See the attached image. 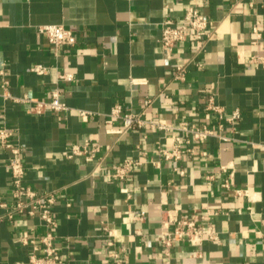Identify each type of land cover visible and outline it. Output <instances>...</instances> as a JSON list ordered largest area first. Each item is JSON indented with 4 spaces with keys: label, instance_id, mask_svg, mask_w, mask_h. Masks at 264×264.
Listing matches in <instances>:
<instances>
[{
    "label": "crops",
    "instance_id": "0c3cea01",
    "mask_svg": "<svg viewBox=\"0 0 264 264\" xmlns=\"http://www.w3.org/2000/svg\"><path fill=\"white\" fill-rule=\"evenodd\" d=\"M190 3L0 0V126L14 127L20 136L25 182L40 193H56L55 244L69 264H114L110 252L123 264H264V148L255 145L264 143V69L250 63L264 45V0H197L215 21L212 35L204 50L185 41L169 57L159 41L161 22L180 19ZM256 20L263 32L258 43ZM47 23L73 29L77 42L56 53L37 29ZM37 63L48 65V72L33 71ZM176 64L187 66L184 81L174 78ZM61 73H72L73 79L60 80ZM134 77L146 82L133 84ZM55 88L69 106L64 112L34 113L30 102L15 99L48 98ZM211 93L227 113L239 109L241 117L229 122L206 110ZM146 97L153 103L145 116L207 124L228 139L199 141L195 153L174 162L159 155V143L169 142L161 131L108 132L123 128L122 119L106 121L115 105L138 113ZM88 137L101 143L96 158L64 156L71 143ZM9 157L0 144V200L12 203ZM125 158L144 163L117 180L113 172ZM175 207L181 216H209L219 237L200 246L177 240L167 262L161 217ZM47 230L27 213L2 221L0 264L27 261L33 248L21 244L20 236L28 231L39 237ZM111 230L115 243L108 248Z\"/></svg>",
    "mask_w": 264,
    "mask_h": 264
},
{
    "label": "built area",
    "instance_id": "2783aa9c",
    "mask_svg": "<svg viewBox=\"0 0 264 264\" xmlns=\"http://www.w3.org/2000/svg\"><path fill=\"white\" fill-rule=\"evenodd\" d=\"M191 3L184 11L180 19H175L168 16L161 22V34L159 41L164 52L171 57L172 50L185 41L195 43L198 51L204 50L208 39L212 35L215 21L205 15L197 0H190ZM261 22L256 20L252 29L256 35L255 43H258L263 38L261 31ZM38 32L44 34L56 53L63 45H74L77 42L75 31L66 27L61 23L41 24L37 27ZM250 63L255 67L264 69V45L261 50L254 53L250 58ZM39 74L48 72V65L37 63L31 68ZM187 75V66L176 64L174 69V78L184 81ZM60 80H72V73L59 74ZM133 84L145 83V78H132ZM7 85L9 82L4 80ZM7 98H12L11 93H6ZM17 101H28L31 103L30 111L34 113H42L44 111L64 112L69 109L68 104L61 99L60 90L55 88L52 90L48 98H31L27 95L16 97ZM153 103L152 97H146L143 101L144 109L141 112L126 111L122 105L117 104L112 111L108 113L106 121L110 124L115 119H122L123 128H108V132L121 133L125 130L140 127L150 129L152 131H161L169 140L168 144L159 143L158 152L164 160L177 162L186 154H193L196 151L195 144L205 140L211 136H219L221 139H228L226 136L218 133L209 125H198L195 122L187 119L174 122L166 118H155L145 116V110ZM205 109L215 112L220 120L233 122L241 117L239 109L227 113L222 105H220L213 93L208 94L205 101ZM83 116H86L85 111H81ZM0 144L2 147L10 151L8 158V166L11 172L13 182V202L0 200V208L6 209L4 213H0V223L5 219L13 220L19 214L27 213L30 216L40 218L42 224L47 227V232L39 237L31 235L25 231L19 239L23 245H31L33 248L27 261H19L15 264H69L68 260L62 254L55 244L54 230L57 227V220L53 216L52 208L57 200L54 191L40 193L32 186L25 182L27 166L22 157V147L20 145V136L14 127L3 124L0 126ZM258 147L264 148V143H255ZM101 150V143L96 137H88L81 143H71L64 151V156L73 158L84 156L92 159L96 158ZM203 154H207L203 151ZM144 161L141 158H125L115 168L113 177L117 180H126L136 167H140ZM160 165V162H155ZM228 165H223L226 169ZM174 169H178L175 166ZM180 173L185 171L180 169ZM209 181L214 179V175H208ZM226 188L231 187V183L226 181L223 183ZM236 193H247L246 190L235 189ZM180 207L164 210L161 217L160 226V243L165 253L167 262H170L172 249L177 240H185L192 245L200 246L207 240H217L218 234L215 231L214 224L211 218L206 215L181 216L179 213ZM218 212H215V214ZM107 229V225L104 227ZM116 233L110 231L109 238L106 242L108 248L115 243ZM114 257V264H123L119 255L115 252H110ZM198 256H202L201 250L197 252Z\"/></svg>",
    "mask_w": 264,
    "mask_h": 264
}]
</instances>
